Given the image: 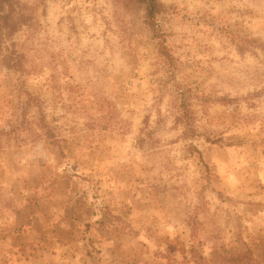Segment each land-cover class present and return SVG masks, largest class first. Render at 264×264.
Listing matches in <instances>:
<instances>
[{
    "label": "rangeland",
    "instance_id": "1",
    "mask_svg": "<svg viewBox=\"0 0 264 264\" xmlns=\"http://www.w3.org/2000/svg\"><path fill=\"white\" fill-rule=\"evenodd\" d=\"M159 1L0 9V264H264V0Z\"/></svg>",
    "mask_w": 264,
    "mask_h": 264
},
{
    "label": "trees",
    "instance_id": "2",
    "mask_svg": "<svg viewBox=\"0 0 264 264\" xmlns=\"http://www.w3.org/2000/svg\"><path fill=\"white\" fill-rule=\"evenodd\" d=\"M11 0H0V9L8 6ZM144 11V23L156 35L157 20L156 17L163 12V5L159 0H137ZM3 12V11H2ZM2 22L5 25L9 23V14L3 13L1 16Z\"/></svg>",
    "mask_w": 264,
    "mask_h": 264
}]
</instances>
